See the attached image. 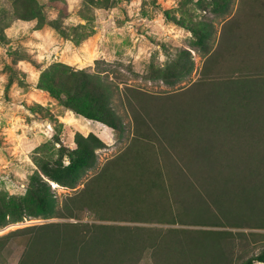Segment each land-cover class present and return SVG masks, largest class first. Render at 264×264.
<instances>
[{"label": "rangeland", "instance_id": "rangeland-1", "mask_svg": "<svg viewBox=\"0 0 264 264\" xmlns=\"http://www.w3.org/2000/svg\"><path fill=\"white\" fill-rule=\"evenodd\" d=\"M217 1L0 0V196H25L30 174L39 171L38 159H56L62 142L75 148L77 131L94 132L107 144L97 149L98 162L76 186L52 184L59 207L67 203L69 210L65 206L63 213L0 225V235L44 222L138 227L143 243L136 230L109 235L113 242L107 255L123 264H191L190 253L198 257L203 246L217 241L216 230L226 229L234 237L233 249L226 252L228 264H244L260 251L264 226L244 221L246 226H224L214 217L210 222L207 209L212 214L219 209L206 198L208 187L194 173L196 164L188 161L186 140L171 124L173 115L161 109L171 94L191 106L205 97L197 89L213 81L242 73L264 76V0H228L226 11L211 12ZM203 19L214 24L208 50L196 43L193 32ZM183 48L192 53L193 70L174 83L154 77L176 62ZM56 62L111 81L128 132L118 136L112 127L74 113L42 88V72ZM260 133L262 128L252 136ZM103 168V178L82 193ZM191 180L194 188L184 186ZM119 190L126 195H118ZM201 194L211 203L207 209ZM28 234L8 237L0 247V264H19Z\"/></svg>", "mask_w": 264, "mask_h": 264}, {"label": "trees", "instance_id": "trees-1", "mask_svg": "<svg viewBox=\"0 0 264 264\" xmlns=\"http://www.w3.org/2000/svg\"><path fill=\"white\" fill-rule=\"evenodd\" d=\"M228 3V0L217 1L211 12L226 11ZM201 22V27L193 28V32L196 43L208 50L214 24L207 19ZM192 70V53L183 48L178 60L161 69L159 75L155 74L154 77L174 83ZM39 84L74 113L112 127L118 136L128 132L130 127L115 106V87L111 81L86 69L56 62L42 72ZM197 90H201L205 97L191 106L184 105L174 97L176 94H171L163 102L165 109H161L168 117L173 115V118L170 117L173 120L171 124L176 128V135H182L186 140L185 153L188 161L196 164L197 170L194 173L197 177L202 176V183L208 187L206 198L210 196L219 209L212 214L207 209L210 202L201 194L204 207L209 213L207 217L212 219L210 222L213 217L216 220L222 219L224 226H237L244 222L247 226H264V76L242 73L220 83L213 81L208 88L201 87ZM217 96L222 99L223 105L220 107L223 109H219ZM155 97L158 98L157 95ZM161 122L164 127L168 125ZM135 126L139 132L136 122ZM261 128L262 133L258 138L252 136L254 130ZM58 141H61L60 138ZM75 142L77 146L73 149L62 142L56 159H38L39 171L30 174L25 196H0V225L21 221L27 216L49 215L58 211L63 213L65 206L66 210L70 209L67 203L59 207L55 189L49 180L65 186H76L83 172L98 162L97 149L107 145L94 132L84 135L77 131ZM65 157L68 158L67 161ZM200 164H204L203 169L199 167ZM206 167H210L208 171ZM104 172L105 168L95 174L82 193L90 192L92 185L103 178ZM188 182L184 186L193 187L195 181ZM126 192L119 190L118 195L125 196ZM101 196L98 193L97 199ZM134 228L120 224L44 222L0 235V247L6 244L10 235L27 232L29 240L19 264H123V261L107 255L113 242L109 235L118 233L123 236L124 232L136 230L139 243H143V235L137 230L140 228ZM216 233L217 241L209 244L208 248L203 246L198 257L193 252L190 253L194 260L191 264H228L230 258L226 252L233 249V231L216 230ZM127 243L123 238V248L126 249ZM197 258L199 262L196 261ZM256 261L264 263V245L244 264H255Z\"/></svg>", "mask_w": 264, "mask_h": 264}, {"label": "water", "instance_id": "water-1", "mask_svg": "<svg viewBox=\"0 0 264 264\" xmlns=\"http://www.w3.org/2000/svg\"><path fill=\"white\" fill-rule=\"evenodd\" d=\"M49 180V179H48ZM52 184H54V181L49 180Z\"/></svg>", "mask_w": 264, "mask_h": 264}, {"label": "bare ground", "instance_id": "bare-ground-1", "mask_svg": "<svg viewBox=\"0 0 264 264\" xmlns=\"http://www.w3.org/2000/svg\"><path fill=\"white\" fill-rule=\"evenodd\" d=\"M82 130V129H81Z\"/></svg>", "mask_w": 264, "mask_h": 264}]
</instances>
